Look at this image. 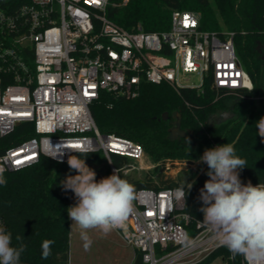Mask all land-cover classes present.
I'll return each mask as SVG.
<instances>
[{"label": "built area", "instance_id": "obj_1", "mask_svg": "<svg viewBox=\"0 0 264 264\" xmlns=\"http://www.w3.org/2000/svg\"><path fill=\"white\" fill-rule=\"evenodd\" d=\"M109 3L0 0V137L24 122L32 123L35 133L0 155L3 172L43 156L67 161L81 148L102 152L112 173L137 169L145 157L143 145L102 133L95 122L90 105L102 91L133 98L145 81L203 91L207 80L215 89L254 90L236 45L245 30L202 29L198 12L179 9L172 11L167 30L145 31L140 24L128 30L108 17ZM187 74L197 75L199 83H183ZM252 98L260 101L264 95ZM113 155L131 162L119 168ZM180 188L186 193L181 186L138 188L126 228L114 229L135 254L141 253L142 264H196L222 247L200 220L191 235L186 196H176ZM219 258L230 264L233 255Z\"/></svg>", "mask_w": 264, "mask_h": 264}, {"label": "trees", "instance_id": "obj_2", "mask_svg": "<svg viewBox=\"0 0 264 264\" xmlns=\"http://www.w3.org/2000/svg\"><path fill=\"white\" fill-rule=\"evenodd\" d=\"M194 10L201 16V28L212 31L245 30L238 34L236 45L246 70L253 82V91H229L215 89L209 80L203 91L183 87L175 89L167 82H143L140 94L133 98L102 91L100 98L91 105V112L102 133H115L141 143L145 156L153 163L166 159L199 161L196 171H189L186 180L154 178L159 167L148 171L145 178L120 172L123 179L138 188L161 189L181 186L186 189L185 210L191 216L189 230L193 235L196 221L203 220L199 199L200 189L209 179L208 166L200 157L206 149L232 144L236 155L247 161L238 169L243 183L253 186L264 183V138L260 137L256 123L264 117V99L252 97L264 95V0H110L107 6L109 18L128 30L139 24L145 31H163L170 27L173 10ZM260 103L261 107H258ZM230 111L232 118L210 123L215 113ZM168 112L167 119L163 113ZM181 115V128L191 131L186 137L170 139L171 121ZM30 122L19 124L15 131L0 137V155L9 147L34 135ZM102 153V152H100ZM99 152H87L77 156L86 163L95 161ZM68 161V160H67ZM67 161H55L49 157L25 168L5 171L6 185H0V218L13 235L23 238L26 250L20 264H69L71 219L68 215L71 191H65L62 182L75 170ZM114 164L122 168L131 160L113 155ZM189 184L192 185L187 189ZM45 239L54 241L51 255L41 257V244ZM233 255L226 247L214 251L196 264H211L219 257ZM242 255H233L230 264H243ZM131 264H142L137 253Z\"/></svg>", "mask_w": 264, "mask_h": 264}, {"label": "clouds", "instance_id": "obj_3", "mask_svg": "<svg viewBox=\"0 0 264 264\" xmlns=\"http://www.w3.org/2000/svg\"><path fill=\"white\" fill-rule=\"evenodd\" d=\"M256 128L257 134L264 138V117L256 123ZM87 152V148L79 150L81 156ZM200 160L208 166L209 177L200 189L202 223L221 246L234 256L242 255L246 264H264V183L253 186L250 181L246 184L241 181L238 169L246 167L247 161L236 155L232 144L206 149ZM67 163L77 173L68 175L62 182L64 190H70L76 198L68 215L81 230L87 251L92 245L88 230L99 229L107 234L126 228L137 198L136 188L116 171L97 181L95 171L80 157L69 156ZM6 184L0 169V185ZM191 187L189 184L187 189ZM176 196L185 199L184 189H177ZM184 239L188 240L186 234ZM15 240L18 243L13 245L12 233L0 224V264H20L27 246L21 236H16ZM52 244L54 241L50 239L42 241V259L51 255Z\"/></svg>", "mask_w": 264, "mask_h": 264}, {"label": "rangeland", "instance_id": "obj_4", "mask_svg": "<svg viewBox=\"0 0 264 264\" xmlns=\"http://www.w3.org/2000/svg\"><path fill=\"white\" fill-rule=\"evenodd\" d=\"M239 57L241 58L240 55ZM241 60L243 62L242 58ZM182 81L183 83L198 84L200 80L195 74H187L183 77ZM258 107H261L260 103H258ZM199 163L197 160L190 162L180 159H166L159 163H153L145 156L140 162L136 163L137 169L130 173L132 176L143 179L148 171L151 172L156 167H159L154 178L161 176L163 180L172 178L176 181H183L187 179L190 170H197ZM86 164L90 169L95 171L97 181L113 174L109 161L103 153L99 152L95 161ZM76 174L74 172L72 175ZM75 204L76 198L74 193L71 192L70 207ZM80 233L81 230L71 220L69 264H131L135 260L137 253L135 254V251L114 230L107 234L99 229L88 230L92 245L87 251L84 249V241L81 239ZM211 264L225 263L221 258H217Z\"/></svg>", "mask_w": 264, "mask_h": 264}, {"label": "water", "instance_id": "obj_5", "mask_svg": "<svg viewBox=\"0 0 264 264\" xmlns=\"http://www.w3.org/2000/svg\"><path fill=\"white\" fill-rule=\"evenodd\" d=\"M168 116H169L168 112L163 113L164 119H167ZM233 116H234L233 112L225 111L220 115L219 121L224 122V121L228 120L229 118H232ZM213 118H214V116H212L209 119L210 123H213ZM189 133H191V131H187V130L181 128V115L178 114V119H177L176 124L169 128L170 139H178V138L186 137Z\"/></svg>", "mask_w": 264, "mask_h": 264}, {"label": "flooded vegetation", "instance_id": "obj_6", "mask_svg": "<svg viewBox=\"0 0 264 264\" xmlns=\"http://www.w3.org/2000/svg\"><path fill=\"white\" fill-rule=\"evenodd\" d=\"M222 113H215L213 116H214V118H213V123L216 121V122H218V123H221L220 121H219V119H220V115H221ZM176 122H177V119L176 120H174V121H171V127L172 126H174L175 124H176Z\"/></svg>", "mask_w": 264, "mask_h": 264}, {"label": "snow or ice", "instance_id": "obj_7", "mask_svg": "<svg viewBox=\"0 0 264 264\" xmlns=\"http://www.w3.org/2000/svg\"><path fill=\"white\" fill-rule=\"evenodd\" d=\"M187 20H188V18L185 17V23H186V25H187ZM237 75H239V73H237ZM77 147H78V146H77ZM25 159H31V157H26ZM23 162H24V161H22V160H15V161H14V163H15L16 165H20V164L23 163ZM148 215H153V213L149 212Z\"/></svg>", "mask_w": 264, "mask_h": 264}]
</instances>
